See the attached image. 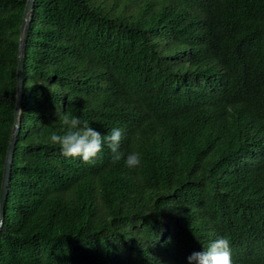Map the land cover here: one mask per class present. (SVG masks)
<instances>
[{"label": "trees", "instance_id": "16d2710c", "mask_svg": "<svg viewBox=\"0 0 264 264\" xmlns=\"http://www.w3.org/2000/svg\"><path fill=\"white\" fill-rule=\"evenodd\" d=\"M25 3L0 0V187ZM62 112L121 128V160L63 156ZM219 237L264 264V0H35L0 264H188Z\"/></svg>", "mask_w": 264, "mask_h": 264}, {"label": "clouds", "instance_id": "9594fccd", "mask_svg": "<svg viewBox=\"0 0 264 264\" xmlns=\"http://www.w3.org/2000/svg\"><path fill=\"white\" fill-rule=\"evenodd\" d=\"M58 119L65 126L63 134L53 132L49 140L54 145H59L61 154L65 157H79L84 162H94L105 145L113 154V160L119 161L123 157L120 151L123 139V130L113 128L109 133L101 132L90 127L87 120L78 116L62 112ZM126 164L129 168L138 167L141 157L132 152L127 155ZM188 264H234L230 241L226 237H219L211 241L202 251L193 252L187 257Z\"/></svg>", "mask_w": 264, "mask_h": 264}, {"label": "water", "instance_id": "95a60500", "mask_svg": "<svg viewBox=\"0 0 264 264\" xmlns=\"http://www.w3.org/2000/svg\"><path fill=\"white\" fill-rule=\"evenodd\" d=\"M35 0H26L22 20L19 27V39L17 47V64H16V94H15V108L13 115V126L11 131V137L7 147L5 161L3 165L2 181L0 187V232L2 230L4 221V206L8 194V186L11 175V167L13 161V154L17 136L20 128V117H21V103L23 95V73H24V55L27 36L30 27L31 12Z\"/></svg>", "mask_w": 264, "mask_h": 264}]
</instances>
